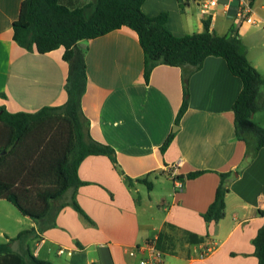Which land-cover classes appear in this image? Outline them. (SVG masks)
Segmentation results:
<instances>
[{
    "label": "crops",
    "instance_id": "crops-1",
    "mask_svg": "<svg viewBox=\"0 0 264 264\" xmlns=\"http://www.w3.org/2000/svg\"><path fill=\"white\" fill-rule=\"evenodd\" d=\"M24 1L0 0V107L10 113H33L67 100L64 48L40 54L13 40V24ZM61 1L71 9L96 2ZM260 9L264 12V5ZM142 10L149 17L168 13L166 28L175 34L204 31L205 17L195 5L147 0ZM216 23L210 25L212 32L229 33L231 23L222 34ZM255 33L256 28L248 26L239 30L247 56L260 73V61L254 63L247 46ZM80 45L86 50L88 84L82 112L89 134L113 147L124 175L105 156L86 157L78 169L83 184L65 195L67 205L56 226L40 232L26 217L27 230L35 228L38 235L27 242L33 254L52 264H139L128 250L156 239L164 264H258L253 240L264 226V148L244 166L246 146L235 138L233 114L243 84L226 61L209 56L191 76L189 108L177 124L183 102L181 68L157 65L146 80L139 35L127 27ZM253 119L264 128V111L254 113ZM170 135L172 141L162 153ZM197 171L205 172L175 191L176 176ZM226 172L233 177L225 216L208 224L203 214L214 201L219 174ZM125 176L147 177L152 190L136 181L128 185ZM72 201L87 217L70 205ZM190 234L201 242L192 243ZM17 246L15 252L25 247ZM211 246L214 251L207 255ZM0 264L18 263L2 256Z\"/></svg>",
    "mask_w": 264,
    "mask_h": 264
},
{
    "label": "trees",
    "instance_id": "trees-1",
    "mask_svg": "<svg viewBox=\"0 0 264 264\" xmlns=\"http://www.w3.org/2000/svg\"><path fill=\"white\" fill-rule=\"evenodd\" d=\"M146 1L96 0L76 9L61 0L22 2L13 24V40L21 48L40 54L64 48L63 60L68 64L64 85L67 100L63 105L42 107L33 113H10L0 107V200L11 203L24 217L33 220L40 232L56 226L59 212L67 205L63 201L65 195L83 184L78 169L86 157L105 156L124 175L113 147L95 141L89 134L90 124L82 112L88 74L86 50L80 45L81 41L94 40L127 27L139 35L146 80L157 65L181 68L183 102L176 117L177 124L189 108L191 76L202 68L207 57L224 59L230 72L243 84L233 105V114L235 138L246 146L244 166L264 148V128L251 117L264 111V78L250 62L237 30L231 27L227 35L219 36L212 32L209 22L204 21L201 33L175 34L166 28L168 13L154 17L145 15L142 7ZM172 138V135L167 138L162 153ZM204 172L175 178L193 180ZM219 175L221 182L214 201L203 214L208 224L219 222L225 216L226 195L233 174ZM125 179L128 185L136 181L152 190L153 183L147 177L134 180L125 176ZM70 205L86 216L76 201ZM37 236L32 228L0 243V257L9 256L18 264H52L39 259L30 250L27 242ZM189 240L200 243L202 238L190 234ZM14 242L25 247L15 252ZM157 243L163 251L158 240ZM253 245L258 264H264V226L257 232Z\"/></svg>",
    "mask_w": 264,
    "mask_h": 264
},
{
    "label": "built area",
    "instance_id": "built-area-1",
    "mask_svg": "<svg viewBox=\"0 0 264 264\" xmlns=\"http://www.w3.org/2000/svg\"><path fill=\"white\" fill-rule=\"evenodd\" d=\"M181 4L195 5L205 21L213 24L220 15L230 19L231 27H234L238 34L243 26L256 28L264 33V17L258 14L255 8V0H177ZM240 36V35H239ZM184 180L174 178L175 191L183 190ZM214 251L211 246L206 252L207 255ZM59 253H63L59 250ZM127 254L133 258H139V264H164V252L159 249L157 240H149L143 245L128 250Z\"/></svg>",
    "mask_w": 264,
    "mask_h": 264
},
{
    "label": "rangeland",
    "instance_id": "rangeland-1",
    "mask_svg": "<svg viewBox=\"0 0 264 264\" xmlns=\"http://www.w3.org/2000/svg\"><path fill=\"white\" fill-rule=\"evenodd\" d=\"M264 5V0H257L255 8L258 10L262 15H264V12L261 11L260 7ZM217 33L222 34L226 33L229 30L230 26V19H227L225 17H217ZM254 38L251 39V42H248V50L249 55L253 59L254 63H259L258 66L264 76V33H261L260 30L256 29ZM30 223V220H28L26 217H24L14 205L11 203L0 200V243L8 242L12 238H16L19 232H22L24 230L29 229L28 227ZM18 242L13 243V247H18ZM31 247H34V243L30 244ZM65 258V256H63Z\"/></svg>",
    "mask_w": 264,
    "mask_h": 264
},
{
    "label": "water",
    "instance_id": "water-1",
    "mask_svg": "<svg viewBox=\"0 0 264 264\" xmlns=\"http://www.w3.org/2000/svg\"><path fill=\"white\" fill-rule=\"evenodd\" d=\"M254 114L251 115V117L253 118Z\"/></svg>",
    "mask_w": 264,
    "mask_h": 264
}]
</instances>
